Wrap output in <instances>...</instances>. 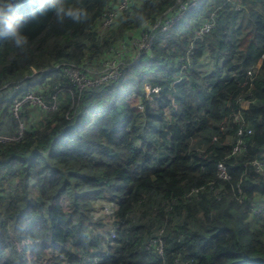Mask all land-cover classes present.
<instances>
[{
  "label": "trees",
  "instance_id": "1",
  "mask_svg": "<svg viewBox=\"0 0 264 264\" xmlns=\"http://www.w3.org/2000/svg\"><path fill=\"white\" fill-rule=\"evenodd\" d=\"M124 1L67 0L80 23L14 3L30 42L0 38V136L25 125L28 93L49 115L0 143V264L41 249L52 264H264V0ZM135 35L148 48L115 78L73 82L68 68L95 82ZM109 197L110 229L95 218Z\"/></svg>",
  "mask_w": 264,
  "mask_h": 264
},
{
  "label": "rangeland",
  "instance_id": "2",
  "mask_svg": "<svg viewBox=\"0 0 264 264\" xmlns=\"http://www.w3.org/2000/svg\"><path fill=\"white\" fill-rule=\"evenodd\" d=\"M125 1L122 4H120L121 7L125 6L124 4ZM130 1H135V0H130ZM137 1L141 2L143 0H137ZM211 2H213V0H210L209 3L212 4ZM233 36H234V33H233ZM233 36H232V39H233ZM233 42L234 41L231 42L233 47L238 48L237 47L238 42L236 43H233ZM132 46L133 48L137 46L138 50H144L146 48L144 39H142L140 35H135L131 42H125L123 46L117 50V53H115L116 55H112L111 57L106 58V62L103 64L105 65V69L103 70L104 74H102L101 76H98L96 78V82H99L100 80L102 81L114 74L115 69L118 68V65L115 64V62L120 60V56L130 54L132 56L135 55L134 57L137 58L138 57L137 54L139 53V51H137L136 53L132 49ZM229 57L231 61L237 60L234 54H230ZM209 70L210 71L212 70V67L210 65H209ZM210 71H203V72H205L204 74H206V73H209ZM68 73L73 78V82L79 85V88L81 90L84 89L87 85L93 84L91 81H89L86 78V74L82 73V70L79 68H75V67L68 68ZM30 96L33 97V100L27 99ZM30 96L26 97L24 100L17 102L15 105L14 111H16L15 115L17 117L21 113L22 109H23L24 114L26 115L24 117L25 125H22L20 132L24 130V128H30L31 130L41 128L42 125L46 123L47 121L46 119L49 115V113L47 112L48 109H46L48 108L47 105L43 101L41 102L34 95H30ZM36 99H38V101ZM39 107L44 110L39 111L38 110ZM242 108L244 110L249 109V103L244 102L242 104ZM52 110H55V106L52 108ZM110 199L111 197L105 200L104 199L99 200L96 205V213H95V218L97 219L102 218L104 222L106 223L107 228L109 229H110V226H109L110 223H113L112 214H114L115 210L117 209L116 207L117 203L112 202ZM59 203L64 205L66 201L61 200L59 201ZM111 237H114L113 233H111ZM39 253L42 254V257H39L38 253L35 251H29L28 256H29L31 263L33 264H52L56 260L61 259V256L53 250L41 249Z\"/></svg>",
  "mask_w": 264,
  "mask_h": 264
},
{
  "label": "clouds",
  "instance_id": "3",
  "mask_svg": "<svg viewBox=\"0 0 264 264\" xmlns=\"http://www.w3.org/2000/svg\"><path fill=\"white\" fill-rule=\"evenodd\" d=\"M16 0H0V38H3L13 48L24 51L29 45V36L23 31L25 17L13 11ZM38 5V11L43 14L44 5L47 4L54 18L63 23L66 19L76 23L88 19L86 8L75 6L67 0H32ZM136 19L143 23L145 17L142 13L136 14Z\"/></svg>",
  "mask_w": 264,
  "mask_h": 264
},
{
  "label": "built area",
  "instance_id": "4",
  "mask_svg": "<svg viewBox=\"0 0 264 264\" xmlns=\"http://www.w3.org/2000/svg\"><path fill=\"white\" fill-rule=\"evenodd\" d=\"M228 1H231V0H228ZM191 2L194 3V6H195V7H196L197 4H198V3H197L198 0H191ZM124 4H125V6L127 5L126 1H125ZM125 6H124V7H125ZM181 6H182V3H181ZM124 7H122V8H124ZM183 9L185 10L186 8L183 7ZM238 9H239V7H238ZM211 28H212V25H207L199 35L201 36L203 33H207ZM145 47H146L145 49L148 48L146 44H145ZM145 49H144V51H145ZM118 70H119V69H115L114 74H113L112 76H110V77H108V78H106V79H104V80H102V81H106V80H108V79H113V78H115V77L117 76V74L119 73ZM67 72H68V69H67ZM68 74H69V73H68ZM70 77H71V76H70ZM71 78H72V77H71ZM99 82H101V80H100ZM99 82H96V81H95V82H92L93 84H89V85H87L86 87H88V86H93L95 83H99ZM78 86H79V85H78ZM30 95H34L35 97H37V98L42 102L41 97L37 96L35 93H28V94L25 96V98L28 97V96H30ZM25 98H24V99H25ZM24 99H23V100H24ZM27 99H31V100H33V97L30 96V97H28ZM38 99H36V100L38 101ZM17 102H19V101H16V103H17ZM249 133H250V132H249ZM241 134H242V132L239 133V135H241ZM21 138H22V131L17 135L16 138H8V137L0 136V143L6 144V143H9V142H12V141H15V140L19 141ZM245 147H246V144L244 143V141H243L242 139L237 140L236 146H235V148H234V150H233V154L236 155V154H240V153H242V152L245 150ZM220 169L222 170L220 176H221L223 179H227V178H228V175H227L226 172H225V168H224L222 165H220ZM154 244H156V243H154Z\"/></svg>",
  "mask_w": 264,
  "mask_h": 264
},
{
  "label": "crops",
  "instance_id": "5",
  "mask_svg": "<svg viewBox=\"0 0 264 264\" xmlns=\"http://www.w3.org/2000/svg\"><path fill=\"white\" fill-rule=\"evenodd\" d=\"M259 65H261V62H260V64Z\"/></svg>",
  "mask_w": 264,
  "mask_h": 264
}]
</instances>
